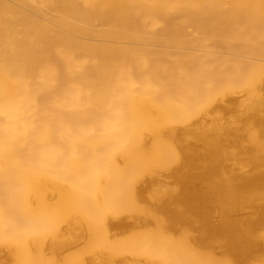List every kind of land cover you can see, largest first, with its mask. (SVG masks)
I'll return each mask as SVG.
<instances>
[{
    "label": "bare ground",
    "instance_id": "1",
    "mask_svg": "<svg viewBox=\"0 0 264 264\" xmlns=\"http://www.w3.org/2000/svg\"><path fill=\"white\" fill-rule=\"evenodd\" d=\"M0 264H264V0H0Z\"/></svg>",
    "mask_w": 264,
    "mask_h": 264
}]
</instances>
